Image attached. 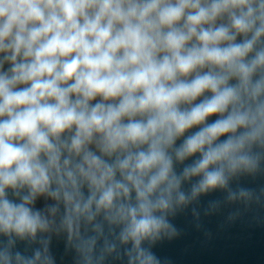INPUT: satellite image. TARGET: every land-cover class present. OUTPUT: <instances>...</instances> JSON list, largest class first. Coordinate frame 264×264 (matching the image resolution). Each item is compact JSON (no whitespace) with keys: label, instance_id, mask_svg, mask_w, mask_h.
Instances as JSON below:
<instances>
[{"label":"clouds","instance_id":"clouds-1","mask_svg":"<svg viewBox=\"0 0 264 264\" xmlns=\"http://www.w3.org/2000/svg\"><path fill=\"white\" fill-rule=\"evenodd\" d=\"M262 161L264 0H0V264H161Z\"/></svg>","mask_w":264,"mask_h":264}]
</instances>
